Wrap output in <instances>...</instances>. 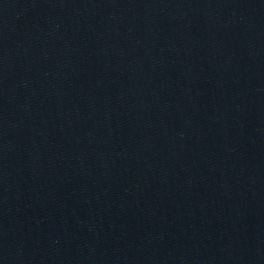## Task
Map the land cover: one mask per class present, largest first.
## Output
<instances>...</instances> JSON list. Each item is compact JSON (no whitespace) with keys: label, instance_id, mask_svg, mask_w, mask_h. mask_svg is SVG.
<instances>
[{"label":"water","instance_id":"obj_1","mask_svg":"<svg viewBox=\"0 0 264 264\" xmlns=\"http://www.w3.org/2000/svg\"><path fill=\"white\" fill-rule=\"evenodd\" d=\"M0 264H264V0H0Z\"/></svg>","mask_w":264,"mask_h":264}]
</instances>
